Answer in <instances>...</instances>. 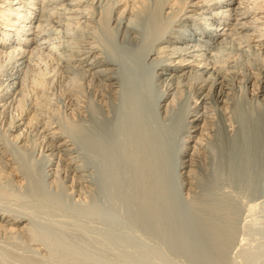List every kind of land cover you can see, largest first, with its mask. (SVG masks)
<instances>
[{"label": "bare ground", "instance_id": "6f19581e", "mask_svg": "<svg viewBox=\"0 0 264 264\" xmlns=\"http://www.w3.org/2000/svg\"><path fill=\"white\" fill-rule=\"evenodd\" d=\"M222 128L229 176L264 184V0H0V245L67 264L33 208L102 199L223 264L238 202L214 189Z\"/></svg>", "mask_w": 264, "mask_h": 264}, {"label": "rangeland", "instance_id": "374dc122", "mask_svg": "<svg viewBox=\"0 0 264 264\" xmlns=\"http://www.w3.org/2000/svg\"><path fill=\"white\" fill-rule=\"evenodd\" d=\"M185 99L186 98L184 96L183 97L184 102H185ZM181 102L177 106H180L183 103ZM217 120L218 122H220L218 117H217ZM224 132H225V136L223 134ZM226 133L227 132L223 130V128L220 129L219 131V136L221 135L219 140L222 141V145H221L222 149L220 148L221 151L219 152L216 177H213L215 178L214 182L215 180H217L218 182L217 185H219L218 186L219 188L215 186L216 184L214 185V182H213V185H214L215 192L217 191L216 193L218 192L220 193L222 190H224V192L227 193L228 190L231 189L229 191V194H231L230 196H233V198L228 195L227 197H229L230 199L236 198L235 200H236V203L238 202L237 203L238 206L235 205V208L236 207L237 208L236 209L234 208L235 209L234 213L235 215L236 214L237 215L239 214V215L238 216L234 215L235 217L233 216L234 226L235 227L237 225L238 226L236 227L237 229L233 230L234 237H233V240L231 241L232 244L231 243H230L231 245L229 244L227 252L223 258V261L225 260L223 264H264V186H263L264 184L261 183V184L256 185L255 179L251 181H245L243 177H236L238 179L237 180L235 177L229 176L231 175L230 171L233 167V161H231V159H229L228 157H225L226 155L224 152L226 150L224 151V149H227L226 147L228 145V140H229V133H227V135ZM225 143H226V146H225ZM227 161H228V164H227ZM230 161L232 162V164ZM231 178H233V181ZM239 179L240 181L241 179L243 180L241 181L242 184L239 182L236 183V181L234 182V180L239 181ZM245 183H246V186H245ZM238 184L241 186L239 187ZM247 185L249 186V188H252L253 191L251 189L249 190ZM253 185L255 186L256 190L254 189ZM216 187L218 190L216 189ZM243 192H248V193H243ZM225 193H223L222 191V194H225ZM13 200H16V199H13ZM13 200L7 199V202L12 201V203L11 202L9 203L14 204V206H12L14 207V209L19 208V207L21 208L19 204L26 203V202L25 203L23 202V199H22V202L19 201L20 199L16 200V202L19 201L18 203H16ZM100 201L102 203H98ZM100 201L99 200L96 201L95 204H93V206L91 207L89 205L87 207V205L84 204L81 206H76L72 210L71 209L66 210V211L64 210V212L62 211L61 213L60 211L58 212L54 210L47 211L46 208L45 210L42 207L41 208L39 207L38 208L39 210L37 208H33L34 211L36 210L33 214V217L35 218L34 220H36V222H38L39 224L41 223V225L40 226L38 225V227L43 229L42 231H44L46 235H48L49 237L53 236L52 238L53 240L56 238V242H54L51 238H49L54 243H57L58 241V243L55 244V247L57 245L56 247L57 250L55 249L54 245L52 247L53 249H55L53 250V252L55 251L56 254H59V256L55 254L56 260L60 259L59 261H61L62 263H64L66 260L67 264L69 263L70 264H83V263L84 264H131V263L132 264H198L196 260L194 259L190 260V258H188L185 255L182 256L181 252L174 250L175 252L177 251L175 253L174 251H172L173 249L171 250L168 249L162 243L156 240V238H154L153 236H148L147 233L145 234V232L143 231L141 232L137 229H134L133 225L129 226V223H127V221L124 222L123 219L119 217L117 218V214H115L114 211L107 206L104 200L102 201L101 199ZM5 202L6 200L3 202V205L4 204H6V206L11 205ZM104 203L106 207L102 205ZM16 204H18L19 207L18 206L16 207L15 206ZM249 204L250 205L253 204L254 207L252 210H249V206H250ZM49 213L52 215H50ZM84 215H86L88 218ZM47 228H49L48 229L49 231L47 230ZM53 231H55L54 235L52 234ZM0 246H3V247H0V264H7L9 262L10 264H21V263L22 264H25V263L32 264L33 260L36 261L35 264H40V262L41 264H50V263L54 264L53 261L49 263L50 258L45 259V260L42 259V261L40 258V261H38L39 257L37 258L38 260H36L37 256L31 254V252H29L28 250L21 251V249H19L20 247L16 248V247L11 246L13 248L12 249L10 246H7V247H4L5 245H0ZM60 247L61 249H59ZM7 250H8V253H7ZM9 251L10 252L13 251V253H10ZM177 253H179L180 255ZM13 254H17L16 258H19V256H23V255L25 256H23L24 258L20 257L19 261H17L18 259H15ZM27 255L35 256V258L33 259V257L30 256V258L29 257L28 258L29 259L32 258V261L30 260L31 262L30 261L27 262L28 259H25ZM67 255L69 257H67ZM56 256L59 258L57 259ZM21 259L23 260L21 261ZM194 261L197 263H195Z\"/></svg>", "mask_w": 264, "mask_h": 264}]
</instances>
